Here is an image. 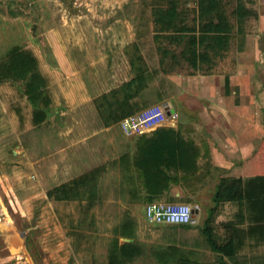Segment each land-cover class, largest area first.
Masks as SVG:
<instances>
[{"label":"rangeland","instance_id":"rangeland-1","mask_svg":"<svg viewBox=\"0 0 264 264\" xmlns=\"http://www.w3.org/2000/svg\"><path fill=\"white\" fill-rule=\"evenodd\" d=\"M152 1L0 0V59L13 45L32 50L52 100L35 126L16 84H0V264H108L114 242L124 241L121 226L144 215L119 160L139 134L123 133L119 123L105 130L94 99L132 77L125 50L135 41L160 68ZM158 72L146 108L162 105L158 90L173 93ZM96 167L104 170L93 204L47 197Z\"/></svg>","mask_w":264,"mask_h":264},{"label":"crops","instance_id":"crops-1","mask_svg":"<svg viewBox=\"0 0 264 264\" xmlns=\"http://www.w3.org/2000/svg\"><path fill=\"white\" fill-rule=\"evenodd\" d=\"M220 1L228 24L242 29L243 35L233 39L232 48L208 72L181 65L159 72L173 88L170 95L161 92L160 104L173 112L153 127V132L171 127L199 149L198 173L204 177L197 192L189 195L192 200L186 201L198 206L197 213L188 228L149 222L144 215L134 220L123 238L137 247L127 263L180 264L184 259L192 264H264V231L247 232L253 222L242 205L245 182L264 176V0ZM193 7L190 2L183 8ZM237 10L243 15L239 22L231 16ZM237 40L244 42L240 50ZM139 135L124 153L134 152ZM184 191L179 185L171 188L174 196Z\"/></svg>","mask_w":264,"mask_h":264},{"label":"trees","instance_id":"trees-1","mask_svg":"<svg viewBox=\"0 0 264 264\" xmlns=\"http://www.w3.org/2000/svg\"><path fill=\"white\" fill-rule=\"evenodd\" d=\"M152 2L151 32L155 52L159 56L160 69L149 65L139 42H133L126 48L125 54L132 77L94 99L95 109L103 127L115 125L124 117L134 116L146 109L145 91L149 87L150 79L158 70L167 73L175 66L184 65L191 71L208 72L215 66L217 58H221L232 48L233 39L244 33L242 29H234L228 24L226 16L221 13L220 0ZM190 2H193V8H183ZM231 16L237 18L238 22L243 18L240 10L233 12ZM236 43L237 50L243 48L242 40H237ZM5 82L16 84L19 97L25 99L31 108L33 125L42 124L52 100L47 79L40 72L39 59L32 50L13 45L4 53L0 59V84ZM163 83L165 82L161 84ZM157 95L163 99L160 91ZM199 157V149L194 147L190 140L184 139L171 127L161 126L150 134L141 133L136 139L134 152L122 154L119 160L130 174L129 192L133 199L143 204L155 201L187 203L186 201L192 200L189 195L197 192L204 177L203 173H198ZM103 170V167H96L54 186L46 195L54 201L86 200L91 205L98 199L99 179ZM174 185L185 189L183 195L171 194ZM244 191L245 202L242 205L253 222L247 232H262L264 176L249 178L245 182ZM190 225L191 223L181 226L188 228ZM130 228L129 224H124L118 235L126 238ZM233 232L237 234V227H233ZM203 233L208 235V226H203ZM135 248L137 247L132 243L115 241L108 264H123L125 260L132 259ZM180 264L192 262L186 263L182 259Z\"/></svg>","mask_w":264,"mask_h":264},{"label":"built area","instance_id":"built-area-1","mask_svg":"<svg viewBox=\"0 0 264 264\" xmlns=\"http://www.w3.org/2000/svg\"><path fill=\"white\" fill-rule=\"evenodd\" d=\"M166 120L167 113L165 111V105H156L148 107L134 116L124 117L119 122V125L125 134L135 131L138 133H144L152 127L162 125ZM182 207L190 208L188 221L174 225L189 224L192 222V210L198 209V206L194 205L192 207L183 202L155 201L147 203L144 207V217L149 222L170 224L167 222L165 213L178 212Z\"/></svg>","mask_w":264,"mask_h":264},{"label":"clouds","instance_id":"clouds-1","mask_svg":"<svg viewBox=\"0 0 264 264\" xmlns=\"http://www.w3.org/2000/svg\"><path fill=\"white\" fill-rule=\"evenodd\" d=\"M189 211H190V208L182 207L178 212L165 213L167 217V222L170 224H178L181 222H187L189 218L188 216Z\"/></svg>","mask_w":264,"mask_h":264},{"label":"water","instance_id":"water-1","mask_svg":"<svg viewBox=\"0 0 264 264\" xmlns=\"http://www.w3.org/2000/svg\"><path fill=\"white\" fill-rule=\"evenodd\" d=\"M173 112V109H170V110H167V115H170L171 113ZM197 213V210L196 209H193L192 210V220L194 219L195 215Z\"/></svg>","mask_w":264,"mask_h":264}]
</instances>
